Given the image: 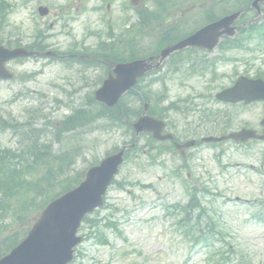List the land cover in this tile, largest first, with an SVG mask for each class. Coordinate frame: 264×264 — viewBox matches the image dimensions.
Instances as JSON below:
<instances>
[{
	"label": "rangeland",
	"instance_id": "1",
	"mask_svg": "<svg viewBox=\"0 0 264 264\" xmlns=\"http://www.w3.org/2000/svg\"><path fill=\"white\" fill-rule=\"evenodd\" d=\"M122 1L125 0H120ZM210 1L215 3L217 15L237 12L244 9L246 4L241 0ZM65 2L66 0H47L50 5L53 4L52 9L55 4L64 5ZM11 3L13 5L10 9L13 12L9 20H6V5ZM29 4L31 2L26 0H20V3L18 0H0V21L6 22L4 30L1 31L0 28L2 42H7L8 38L7 45L11 46L10 36L13 32L17 35L21 33L19 37L23 38L31 36L33 28L38 27L39 19L26 20L27 12L24 7H29ZM87 5V14L77 24L86 35L93 33V36L87 39V44L81 50L97 47L98 35L105 36L110 29L107 18L93 12L97 6L96 0H87ZM32 7L36 6L31 4L30 8ZM122 16L123 19L127 17L125 14ZM118 18L113 20L117 25ZM133 21L134 16L130 22ZM201 21L202 19L189 21L185 31H192ZM129 23L124 24L123 20L124 26ZM124 26H117L113 31H122ZM242 38L238 36L236 42L245 47L246 42ZM118 53L126 54L125 58L129 55L121 49ZM203 54L207 53H201ZM221 55L222 52L216 49L210 53L209 59ZM227 55L232 60L220 63L218 74L214 77L202 73H195V77L177 73L176 65L167 66L156 75L166 76V71L175 73L166 76L169 77L166 84L167 103L188 99L183 105L189 108L188 113L172 111L165 117L170 132L181 141L191 140L195 136L221 137L225 130L261 129L264 103L251 106L231 105L218 103L212 97L233 86L241 75L264 78V53L258 51L246 54L241 50H234ZM10 65L15 78L12 81H0V117L11 123L12 128H0V149H15L19 146L20 141L13 135V130L18 131L17 127L20 125L27 127L31 124L45 134L52 135L53 123L84 106L87 97L95 93L105 76V71L101 68L92 69L86 64L70 63L67 60L49 62L48 59L30 58ZM159 87L162 89V85ZM207 87H210L209 90ZM200 95L202 97L197 98ZM207 99L214 102L210 104L213 108ZM194 103L195 109L192 108ZM203 110L206 112L203 113ZM210 114L213 115V123L208 122L207 115ZM100 125L97 126L99 132L96 133H69L70 135L65 136L62 143L64 150L83 145L79 156L72 163L73 169L69 155L63 154L60 157L59 167L55 170L60 180H79L90 166L132 139L131 134L123 128H116L108 133L107 128ZM38 135L42 139L43 134ZM77 142L80 144L77 145ZM150 145L160 143L151 142L149 135L140 137L139 146ZM62 146L58 144L56 147L61 149ZM220 152L221 156L217 157ZM188 153L190 158L186 163L189 168L184 167L179 171L182 179L173 174L183 163L177 153L158 155L153 152L151 158L147 154H140L125 163L117 181L139 183L141 186H127L125 190L117 187L109 189V207L103 208L98 218L102 221H116L127 242L116 232L109 230L108 245L100 244L96 238L88 239L78 249L83 256L78 257L73 264H224L226 257H229L226 264H264V141L246 144L228 141L216 147L201 145L189 149ZM187 176L190 178L187 179ZM192 185L199 189L202 203L209 208L214 218L221 221L220 230L224 237H218L216 247L209 251L192 249L189 234H185L189 232V227L176 226V220L182 218V215L179 214L177 218V212L173 216L167 212V206L188 202L186 187ZM38 199V205L48 202L47 197ZM30 201L31 197L28 199ZM29 208L28 206L27 210ZM12 217L9 215L8 224L13 226L22 219L17 215ZM94 218L92 215L91 220ZM90 231L92 229L87 225L80 234L84 236Z\"/></svg>",
	"mask_w": 264,
	"mask_h": 264
},
{
	"label": "water",
	"instance_id": "2",
	"mask_svg": "<svg viewBox=\"0 0 264 264\" xmlns=\"http://www.w3.org/2000/svg\"><path fill=\"white\" fill-rule=\"evenodd\" d=\"M239 15V14H238ZM225 19L224 21L211 25L195 36L194 42H200L212 49L216 46L218 37L230 32H223L237 16ZM211 39L210 42L203 40ZM18 52H7L0 50V78L6 79L10 76L4 69V64L10 58L18 57ZM147 70V66L128 65L120 68L119 79L110 81L105 88L98 92L97 98L113 105L119 96L133 87L138 79ZM243 82L238 81L235 88L228 90L219 98L225 101L237 102L243 100L248 95H253ZM253 87H262L261 81L249 82ZM264 97L257 96L250 98L248 102ZM156 123L151 119H142L139 124L140 129L149 128ZM161 125V124H160ZM241 134V133H240ZM248 138L253 137L252 131H243ZM123 153L108 159L100 168L93 169L78 190L66 195L62 199L54 202L43 213L41 220L30 232L24 243L13 251V254L0 261V264H67L73 260V248L81 241L77 238V230L84 215L92 212L95 207L102 205V195L106 191V186L118 171V165L122 161Z\"/></svg>",
	"mask_w": 264,
	"mask_h": 264
},
{
	"label": "trees",
	"instance_id": "3",
	"mask_svg": "<svg viewBox=\"0 0 264 264\" xmlns=\"http://www.w3.org/2000/svg\"><path fill=\"white\" fill-rule=\"evenodd\" d=\"M176 6L175 2L162 3L160 11L171 12L176 10ZM161 18L164 19V17ZM244 31L249 35L264 34V21L260 25H249ZM121 104L115 110H109L101 106L98 114L111 119L114 123L125 124L123 117L128 118L133 111H128L124 108L122 117L121 110H123L126 103L123 102ZM90 115V113H86L85 111L77 112L65 121V125L69 127L66 130L76 129L77 122L88 121ZM31 150L35 160H31L28 157V153L21 154L18 158L19 161H16L17 156L14 154L0 152V258L16 246L21 238L18 232H14L13 236L11 234L8 237L5 236L4 228L6 226H4V221L9 215H12V218L16 215L21 217L26 212L28 206L32 208V213H38L46 204L43 202L41 205H38V198L47 197L48 200L55 198L81 181L80 178L79 180L73 179L68 182L57 179L55 170L59 167L58 161L60 159L49 156V154H44L39 148L34 146ZM71 159L73 160L74 157L71 156ZM25 174L28 175V179H25ZM43 182L46 183L47 189L42 186ZM57 189L59 190L58 192ZM29 197H31L30 202H28ZM195 206H199V204ZM96 225L97 222H94L93 226Z\"/></svg>",
	"mask_w": 264,
	"mask_h": 264
},
{
	"label": "bare ground",
	"instance_id": "4",
	"mask_svg": "<svg viewBox=\"0 0 264 264\" xmlns=\"http://www.w3.org/2000/svg\"><path fill=\"white\" fill-rule=\"evenodd\" d=\"M176 31H179V30H176ZM178 58H179L178 57V54H175L174 52L170 53V61L168 63H165L164 60L159 61V63L156 65V70L154 71L153 74H156L157 75V74L161 73L165 67H167V66L172 67L174 65H176V68L175 69H176V71H178L179 67L181 66L180 61H179ZM165 73H166V75L172 74V72H169V71H166ZM143 76H145V72H144V74L142 76L138 77V79L139 78H142ZM168 78L169 77H166L164 79V83L167 84ZM134 86H135L134 92L138 95L137 100L142 101L144 103V105H145V101H144L143 97L141 96V94H139V90H140V87L139 86L140 85L135 84ZM124 108H126L128 111L129 110L131 111L130 104L129 105L128 104L127 105H124L123 110H124ZM126 119L130 120L131 118L129 116L128 118L126 117ZM77 124L80 126V128L82 130L87 129L90 126V122L87 121V120L78 121Z\"/></svg>",
	"mask_w": 264,
	"mask_h": 264
},
{
	"label": "flooded vegetation",
	"instance_id": "5",
	"mask_svg": "<svg viewBox=\"0 0 264 264\" xmlns=\"http://www.w3.org/2000/svg\"><path fill=\"white\" fill-rule=\"evenodd\" d=\"M52 10H53V16H55V18L64 19L65 17H68L73 11L79 13L81 8L79 4L76 3V1L71 0V1H66L64 5L55 4V8Z\"/></svg>",
	"mask_w": 264,
	"mask_h": 264
}]
</instances>
